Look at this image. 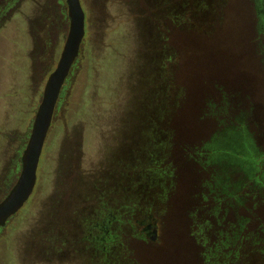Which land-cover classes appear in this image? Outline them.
<instances>
[{"label":"rangeland","instance_id":"1","mask_svg":"<svg viewBox=\"0 0 264 264\" xmlns=\"http://www.w3.org/2000/svg\"><path fill=\"white\" fill-rule=\"evenodd\" d=\"M8 3L0 13V176L6 158L18 153L1 180L0 197L20 174L49 75L42 76L43 68H56L70 25L66 0ZM81 3L86 21L80 55L43 146L34 191L0 229V264H76L45 256L44 243L61 229L80 232V217L98 200L115 199L110 207L121 211L124 195L138 202L126 207L123 228L114 230L123 250L120 258L112 254L113 263L190 264L188 216L203 198V182L214 179L205 171L196 174L201 167L181 154L178 144L208 153L207 143L224 125H247L255 131V147L240 152L261 157L264 176V35L257 31L254 5L249 0ZM232 102L244 106L233 108ZM168 128L173 136L167 137ZM149 169L158 179L152 198L162 195L154 204L144 200L147 194L136 197L150 183L143 177ZM228 174V189L243 195L245 189H236L238 172ZM139 210L156 219V239L136 225Z\"/></svg>","mask_w":264,"mask_h":264},{"label":"trees","instance_id":"2","mask_svg":"<svg viewBox=\"0 0 264 264\" xmlns=\"http://www.w3.org/2000/svg\"><path fill=\"white\" fill-rule=\"evenodd\" d=\"M181 105L179 104L180 107ZM170 118L169 116L168 122ZM139 125L142 126L143 123H138L137 127ZM166 134L170 137L175 132L172 134L168 128ZM209 146L211 152L207 153L202 147H195V149L192 147L189 151L182 143L178 144L180 153L188 154L193 164L201 167L195 169L196 174L205 171L211 173V178L214 179V181L203 182V187L205 186L206 189L202 192L203 198L196 199L200 205L191 206L189 220H187L189 229L187 238L191 239L192 245L187 255V262L190 264H264V176L259 173L260 168H258L263 159L241 152L238 160L219 158L217 147L213 144ZM221 172L224 173L223 176L219 175ZM229 172H238L236 189H245L243 195L241 192L235 194L228 189L226 178L228 180ZM174 173L175 168L173 175ZM143 177L150 181L147 188L142 191L143 195L147 194L143 197L144 200H149L148 203L153 204L161 200V193H158L156 201L152 198V189L158 183L152 170L149 169L143 173ZM176 178L180 176L177 174ZM172 182L178 183L177 180ZM230 195H234L236 201H233ZM197 196L198 194L195 197ZM204 202L205 204L202 205ZM180 255L183 257L182 252Z\"/></svg>","mask_w":264,"mask_h":264},{"label":"flooded vegetation","instance_id":"3","mask_svg":"<svg viewBox=\"0 0 264 264\" xmlns=\"http://www.w3.org/2000/svg\"><path fill=\"white\" fill-rule=\"evenodd\" d=\"M8 2L9 0H6V1L1 0L0 13H2L3 11L5 12V8L6 10H8V7H6V5L9 4ZM252 3L254 5L253 8L255 10V15H256L257 31L264 35V0H253ZM41 18L42 17H40V20H38L39 21L38 24L42 23ZM34 40H36L35 44L37 46L41 42L40 39H37V38H35ZM261 53H262V60H263L262 65H263V70H264V42L261 47ZM72 69H71L69 76L72 73ZM51 72L52 71L50 70L49 66L48 68L44 67L42 76L44 75L46 76V74L50 75ZM66 82H65V85H66ZM65 85L62 89L59 100L63 94ZM59 100H58V103H59ZM58 103H57V106H58ZM251 104L248 103L247 105L250 106ZM57 106H56V109H57ZM241 106H244V105L236 103V102H232L233 108H238ZM248 108L251 110V107H248ZM241 117L243 116H239L238 119ZM254 135H255V131L253 129L249 131L247 125L244 128L238 122L231 123L228 125H224L220 130L215 132L214 135L211 137L209 143L207 144H211V145L213 144V146L215 145L217 147V150H218L217 155L219 158L225 157L230 160H238V158L240 157L239 155L240 151L249 150L251 147L253 148L254 146L253 144L255 143ZM17 153H18V150L13 151L10 154V157L6 158V164L4 166V171L2 175L0 176V185H2L1 180L6 177V174L9 173L10 168L14 167L13 164L17 157ZM141 173H142V170H141ZM138 174L139 172L136 171V175ZM101 184L102 183H98V186H100ZM9 190L7 191V193L9 192ZM7 193L3 197H0V201L7 195ZM142 195L143 193L141 192L137 194L136 197L138 196L142 197ZM156 196L158 197V195ZM127 198H128L127 195H124L121 197V201H120V203L122 204L121 211L120 209L116 210L110 207V204L112 202H116L115 199L98 200L96 202V208L94 210H91L88 213L86 212V214H83L80 217L79 220H81V224L79 226H81V229H80V232L78 233H74L72 228L70 229L71 232L70 231L63 232V230L61 229L62 231L60 230V232L58 233L59 235L58 237H55L54 234L51 233L53 234V237H49L48 239L50 241V244L44 243L43 250H44L45 256L49 258H53L55 260L64 259L71 263L73 261L76 264H86V263L87 264H114L113 261L111 260V256H113L112 254H116L115 256L120 258L118 254L121 255V251L123 250V243H120L119 240H117V237L114 234V230L123 228L122 225L125 223L124 219H127V217L122 216V214L124 213L127 214L126 207L131 205L132 203H135L134 201L138 202L137 200L127 199ZM19 211L15 215H13L11 218L16 216L19 213ZM139 211H140L139 214L136 216V225L139 227V230H141V232L145 230L147 235L151 234L152 240L156 239V236L158 233V225H157L156 219H153L152 217H145V215L142 214V210H139ZM11 218L9 219V221L11 220ZM9 221L7 222V224L9 223ZM75 224H76L75 225V229H76V226L78 225V223L76 222ZM3 227H0V229ZM110 232L112 235L110 234ZM138 234H140V236L142 235L141 233H138ZM51 239H53L52 242H51ZM47 260L52 261L50 259H47Z\"/></svg>","mask_w":264,"mask_h":264},{"label":"water","instance_id":"4","mask_svg":"<svg viewBox=\"0 0 264 264\" xmlns=\"http://www.w3.org/2000/svg\"><path fill=\"white\" fill-rule=\"evenodd\" d=\"M70 19L69 31L56 68L50 73L32 122L29 139L22 152L20 174L7 195L0 201V227L7 224L27 202L37 183V169L50 131L56 106L80 55L85 36L86 15L81 0H66Z\"/></svg>","mask_w":264,"mask_h":264}]
</instances>
